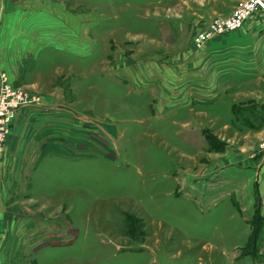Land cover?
Segmentation results:
<instances>
[{
    "label": "rangeland",
    "instance_id": "374dc122",
    "mask_svg": "<svg viewBox=\"0 0 264 264\" xmlns=\"http://www.w3.org/2000/svg\"><path fill=\"white\" fill-rule=\"evenodd\" d=\"M237 3L0 0V75L33 99L0 151V264L263 247L264 13L193 43Z\"/></svg>",
    "mask_w": 264,
    "mask_h": 264
},
{
    "label": "built area",
    "instance_id": "2783aa9c",
    "mask_svg": "<svg viewBox=\"0 0 264 264\" xmlns=\"http://www.w3.org/2000/svg\"><path fill=\"white\" fill-rule=\"evenodd\" d=\"M257 13H264V0H238L229 14L216 15L205 27L198 29L193 35V43L200 48L214 36L242 27ZM32 100L28 91L11 82L6 74L0 75V151L8 139L16 111Z\"/></svg>",
    "mask_w": 264,
    "mask_h": 264
},
{
    "label": "crops",
    "instance_id": "0c3cea01",
    "mask_svg": "<svg viewBox=\"0 0 264 264\" xmlns=\"http://www.w3.org/2000/svg\"><path fill=\"white\" fill-rule=\"evenodd\" d=\"M10 81L13 82L12 80ZM188 111L192 113L194 109L192 110L190 107ZM200 112L203 111L201 110ZM193 123L194 125L197 124L196 121ZM253 174L256 178L255 171ZM263 177L264 167L258 178ZM233 189L235 188H232V190ZM261 193L264 195V189H261ZM189 251L195 252L196 256H198L197 264H264V245L257 253L246 251L245 247L241 245V241L235 240L232 236H217L214 240L204 241L201 249L195 250L190 248ZM185 264L190 263L187 262Z\"/></svg>",
    "mask_w": 264,
    "mask_h": 264
}]
</instances>
